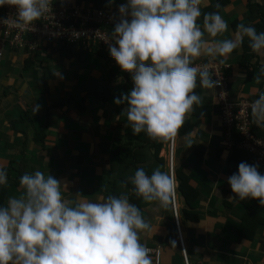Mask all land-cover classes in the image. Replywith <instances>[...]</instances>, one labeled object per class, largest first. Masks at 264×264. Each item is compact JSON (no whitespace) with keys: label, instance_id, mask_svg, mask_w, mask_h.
Returning a JSON list of instances; mask_svg holds the SVG:
<instances>
[{"label":"crops","instance_id":"obj_1","mask_svg":"<svg viewBox=\"0 0 264 264\" xmlns=\"http://www.w3.org/2000/svg\"><path fill=\"white\" fill-rule=\"evenodd\" d=\"M52 2L118 12V6L126 0ZM206 2L201 13L217 5V0ZM217 12L228 29L215 39H229L238 24L257 28L262 21L260 17H264V0H227ZM202 18L198 19L201 25ZM246 40L223 62L210 57L195 61L196 64L215 61L229 67L227 79L234 101L256 99L264 91V78L259 82L255 79L264 64V53H255L244 67L242 60L248 55L244 48ZM132 86L130 77L122 75L100 53L76 54L62 44H45L33 55L8 50L0 67V166L7 172L4 186L8 198L21 194L22 188L15 183L16 169L21 164L23 173L40 170L67 185L63 196L68 200L78 199L77 193L91 201L109 194H125L151 225V231L141 233V243L147 248L161 247L160 264H183L178 236L174 237L172 203L162 208L158 202H145L134 194L128 180L139 167L147 174L155 169L169 172V142L153 140L143 132L133 135L127 126L125 105L113 102ZM194 91L203 100L178 130L175 149L177 168L188 165V175L200 193L193 204L200 221L182 218L180 211L190 207L178 198L189 263L264 264V206L258 199H235L227 183L240 162L250 165L255 162L247 154L236 153L223 144L215 89L198 86ZM26 112L29 117L24 120ZM188 137L190 147L185 142ZM258 171L264 174V170ZM230 197L234 199L229 200ZM247 215L250 216L247 232L253 238L240 241L236 230ZM152 261L158 264L154 257Z\"/></svg>","mask_w":264,"mask_h":264},{"label":"clouds","instance_id":"obj_2","mask_svg":"<svg viewBox=\"0 0 264 264\" xmlns=\"http://www.w3.org/2000/svg\"><path fill=\"white\" fill-rule=\"evenodd\" d=\"M52 3L0 0V7L16 10L15 18H0V23L33 28ZM202 5L207 6L206 0H126L118 6L120 20L112 39L105 42L116 64L130 74L132 88L113 102L125 105L133 135L143 132L153 140L175 141L185 118L203 100L194 89L213 91L220 84L207 64L195 63L198 58L223 62L245 38L252 52L264 53V31L257 32L251 24H238L229 39H215L228 24L215 11L203 13L202 25L198 23ZM261 78L264 64L255 77L257 82ZM251 113L256 125L264 127V91L252 101ZM185 142L192 145L190 137ZM168 169L147 174L143 167L137 168L128 177L134 194L169 207L178 180L176 169V179L170 173L169 162ZM227 183L235 199H258L264 206V174L257 165L240 162ZM6 184L7 172L0 166V186ZM19 185L21 194L0 205V264H153L149 248L140 241L151 225L127 195L109 194L91 201L77 193L78 199L68 200L63 196L67 185L40 170L23 173Z\"/></svg>","mask_w":264,"mask_h":264},{"label":"built area","instance_id":"obj_3","mask_svg":"<svg viewBox=\"0 0 264 264\" xmlns=\"http://www.w3.org/2000/svg\"><path fill=\"white\" fill-rule=\"evenodd\" d=\"M15 8L5 5L0 7V18H8L15 15ZM120 20V15L111 9H84L81 5L54 4L51 10L40 20L34 22V27L27 29L17 28L9 24L0 23V67L6 60V52L25 51L26 54H37L45 44H62L70 48L74 53L82 51H93L105 48L109 53V43L105 42L112 39L110 30ZM113 59V58H112ZM207 64L213 79H219L220 84L216 86L215 98L220 105V117L223 125V144L229 148L237 147L249 155L253 156L256 165L264 167V138L255 137L251 133L254 122L251 113V103L254 100L242 98L234 101L231 98L228 79L224 75V66L215 61ZM119 71L130 77L128 72L122 71L115 60L111 64ZM235 129L242 131V141L234 140L233 132ZM177 137V136H176ZM238 141V140H237ZM176 138L174 142H169V166L170 173L174 175L176 169ZM178 187V182H177ZM174 222L178 231L180 250L184 257L185 264L189 263L188 251L184 241L183 230L178 208L177 189L172 202ZM151 257H154L158 264L161 263V247L149 248Z\"/></svg>","mask_w":264,"mask_h":264},{"label":"trees","instance_id":"obj_4","mask_svg":"<svg viewBox=\"0 0 264 264\" xmlns=\"http://www.w3.org/2000/svg\"><path fill=\"white\" fill-rule=\"evenodd\" d=\"M226 1L227 0H217V4L222 6ZM218 9L219 8H217L215 6H210L209 8H207L206 12H214V11L217 12ZM203 13H205V12L202 11V13H201L202 17H203ZM254 13H255V11H253V14ZM260 18L262 19V21L260 22V24L258 23V25H257V28H256L257 32L264 31V17L263 18L260 17ZM113 28L114 27H112L110 30L112 31ZM244 48H245L246 52L248 53V55L247 54L244 55L243 60H242V64L244 65V67H246L247 66L246 62H248L249 59L253 58L255 53L252 52L251 49L249 48L247 40L245 41ZM94 51L96 53H98V54L100 53L102 55H105L106 58L108 59V61L110 62V64H112L113 59L110 56V54L106 51L105 48L95 49ZM83 52H93V51H82L81 53H83ZM207 62H209V61H207ZM207 62L205 61V62H201V63H207ZM222 65H224V64H222ZM224 66H227V65H224ZM228 69H229V67L224 70V75H225L226 78L228 77L227 76ZM121 74L126 76L123 72H121ZM228 86H229V89H230V85L229 84H228ZM107 94L108 93H106V95ZM230 94H231V92H230ZM251 100H254V99L251 98ZM216 103H217V106L219 107V110H221V107H220V105H218L217 100H216ZM24 115L25 116L23 117V119L24 120L28 119L29 113L27 114V112H26V113H24ZM222 128H223V125H222ZM251 133L255 137L264 138V128L263 127H258L255 122H253V125H252V128H251ZM233 135H234L233 136L234 140L236 139L235 140L236 142L240 143L242 141V139H243L242 138V136H243L242 131H239V130L235 129V131L233 132ZM223 142H224V140H223ZM233 150H234V152L239 153V154L240 153H243L245 155L247 154L248 156L252 157V159L254 161L253 156L249 155L247 152H245V151H243L241 149H238L237 147H235ZM20 166H21V164H20ZM20 166H19L18 169H16L17 173H18V176L16 178L15 183L18 184V185H19L20 175L23 174V170H22L23 166H22V168ZM257 166H258L259 169L264 170V167H262L260 165H257ZM188 171H189V169H188V165L187 164L186 165L183 164L181 167H178L176 169V176H177V180H178L177 195H178V198L181 197V199L185 200V202L188 205V207H190L189 208L190 210H188V209L184 210L183 209V210L180 211L182 218L183 219L185 218L186 220H191L192 222L193 221L195 222V221H200V215H199L198 212H196L194 210L193 204L197 201L200 193L197 190L196 184L192 181V179L190 178V175H188ZM7 198H8L7 189L5 188V186H0V205L6 204V199ZM252 214H254V213L251 212V215ZM249 222H250V216L247 215L246 217H244L241 226H239L238 229L236 230L238 240H240V241L243 240V239L252 240L253 235H250L249 232H247V230L249 228L248 227ZM174 233H175L174 237L178 236V231H177V227H176L175 223H174ZM179 253H180V258H181L182 263L185 264L184 257L182 255V253L181 252H179Z\"/></svg>","mask_w":264,"mask_h":264},{"label":"water","instance_id":"obj_5","mask_svg":"<svg viewBox=\"0 0 264 264\" xmlns=\"http://www.w3.org/2000/svg\"><path fill=\"white\" fill-rule=\"evenodd\" d=\"M178 241V240H177ZM177 245H178V242H177Z\"/></svg>","mask_w":264,"mask_h":264}]
</instances>
